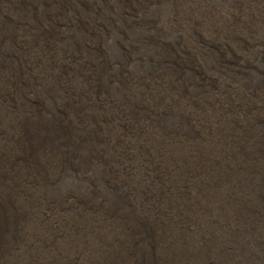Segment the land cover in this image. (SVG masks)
<instances>
[{"label": "rangeland", "instance_id": "1", "mask_svg": "<svg viewBox=\"0 0 264 264\" xmlns=\"http://www.w3.org/2000/svg\"><path fill=\"white\" fill-rule=\"evenodd\" d=\"M21 1L0 3V31L9 36L6 47L0 42V88L13 86L12 96L0 91V151H9L24 131L47 135L45 139L52 142L44 143L40 152L53 170L32 172L16 157L13 175L0 182L3 196L13 190L8 206L17 224L0 244V264H94L95 260L115 264L126 255L130 264H161L162 255L174 262L178 253L197 247L206 223L217 229L211 231L214 238L224 222L231 223L232 236L239 235L232 224L239 218L229 213L228 201L234 203L237 186L245 190L251 184L249 193L256 195L254 183L264 177V144H260L264 141L260 127L264 126L254 122H264V95L259 94L264 92V0H25V5ZM63 2L70 4L67 19L58 16ZM117 11L114 22L109 20V12ZM100 26L105 31L103 47L96 35ZM141 41L143 49H149L143 55ZM79 45H83L82 52L76 49ZM94 72L100 73L95 80L86 78ZM248 123L257 128L256 137L246 133L254 130ZM58 157L61 161L55 162ZM14 179L18 186L13 187ZM261 193L252 209L255 219L243 229V238L235 241L236 254L247 259L245 264L264 259ZM206 196L212 206L206 202L205 208L194 201ZM212 207L216 212L209 215ZM133 218L145 219L142 222L148 224L150 234L143 226L136 227ZM162 229L169 231L170 238L167 235L163 240Z\"/></svg>", "mask_w": 264, "mask_h": 264}, {"label": "bare ground", "instance_id": "2", "mask_svg": "<svg viewBox=\"0 0 264 264\" xmlns=\"http://www.w3.org/2000/svg\"><path fill=\"white\" fill-rule=\"evenodd\" d=\"M3 1H5V0H0V3H2ZM41 1V0H40ZM39 1V2H40ZM48 1V0H47ZM63 1V0H62ZM65 1V0H64ZM74 1V0H73ZM103 1V0H102ZM108 1V0H107ZM166 1V0H165ZM175 1V0H174ZM16 2V1H15ZM55 2V1H54ZM18 3V2H17ZM25 3H26V1L25 0H23V1H21L20 2V4L22 5H25ZM37 3V2H36ZM45 3V2H44ZM52 4V3H51ZM58 4V3H57ZM73 5V4H72ZM5 6V5H4ZM7 6V5H6ZM9 7V6H8ZM54 7V6H53ZM61 7H62V9H61V12L58 14V16L59 17H64L65 19H67V16H68V14H69V12L71 11V10H69V8H70V4H68L67 2H63V3H61ZM72 7V6H71ZM105 7V6H104ZM108 7V6H107ZM26 8V7H25ZM174 8V7H173ZM249 8V7H248ZM247 8V9H248ZM18 10H19V6H18V8H17ZM86 9V8H85ZM11 10V9H10ZM17 10V11H18ZM175 10V9H174ZM7 11V10H6ZM16 11V12H17ZM26 11V10H25ZM28 11V10H27ZM51 11V10H50ZM57 11H59V10H57ZM15 12V11H14ZM5 13V12H4ZM51 13V12H50ZM54 13V12H53ZM8 14V13H7ZM14 14V13H13ZM12 14V15H13ZM32 14V13H31ZM49 14V13H48ZM20 15V14H19ZM23 15V14H22ZM36 15V14H35ZM55 15V14H54ZM8 16V15H7ZM33 16V15H32ZM43 16V15H42ZM77 16V15H76ZM20 17V16H19ZM69 17V16H68ZM106 17H107V15H106ZM116 17V16H115ZM114 17V18H115ZM184 17V16H183ZM29 18H31V17H29ZM49 19V18H48ZM100 19V17H98V19L97 20H99ZM29 20V19H28ZM27 20V21H28ZM45 20H47V18L45 19ZM56 20V19H55ZM106 20V19H105ZM110 20V19H109ZM169 20V19H168ZM3 21H4V19H3ZM6 21V20H5ZM54 21V20H53ZM90 21V20H89ZM51 22V21H50ZM69 22V21H68ZM95 22H96V20H95ZM30 23V22H29ZM41 23V22H40ZM98 23V22H97ZM65 24V23H64ZM47 25V24H46ZM257 25V24H256ZM45 26V25H44ZM98 26V25H97ZM158 26V25H157ZM255 26V25H254ZM1 27V26H0ZM20 27V26H19ZM25 27V26H24ZM41 27V26H40ZM244 27V26H243ZM27 28V27H26ZM43 28V27H42ZM45 28H48V27H45ZM57 28H59V27H57ZM61 28V27H60ZM229 28H230V26H229ZM244 28H246V26L244 27ZM16 29V28H15ZM19 29V28H18ZM31 29V28H30ZM38 29V28H37ZM165 29V28H164ZM247 29H250V28H248L247 27ZM257 29V26L255 27V28H253V31H255ZM27 30V29H26ZM33 30V29H32ZM54 30V29H53ZM161 30V29H160ZM181 30V29H180ZM15 31V30H14ZM37 31V30H36ZM44 31V30H43ZM47 31V30H46ZM58 31V30H57ZM86 31V30H85ZM84 31V32H85ZM10 32V31H9ZM15 32H17V31H15ZM51 32V31H50ZM54 32V31H53ZM56 32V31H55ZM62 32V31H61ZM241 32V31H240ZM249 32V31H248ZM22 33H24V32H22ZM30 33V32H29ZM41 33V32H40ZM253 33V32H252ZM12 34V33H11ZM234 34V33H233ZM238 34H240V33H238ZM20 35V34H19ZM32 35V34H31ZM43 35V34H42ZM59 35V34H58ZM29 36V35H28ZM27 35H26V37H28ZM33 36V35H32ZM38 37H39V34L37 35ZM57 36V35H56ZM83 36V35H82ZM90 36V35H89ZM241 36V35H240ZM13 37V36H12ZM21 37H23V36H21ZM34 37H36V35L34 36ZM62 37V36H61ZM72 37V36H71ZM236 37V36H235ZM49 38V37H48ZM80 38H81V36H80ZM79 38V39H80ZM85 38H86V36H85ZM12 39V38H11ZM23 39V38H22ZM238 39V38H237ZM8 40H9V36L8 35H6V34H4V33H2L1 31H0V42L2 43V44H4L5 45V47L8 45ZM28 40V39H27ZM26 40V41H27ZM44 40V39H43ZM46 40H47V38H46ZM68 40V39H67ZM12 41V40H11ZM25 41V42H26ZM39 41V40H38ZM42 41V40H41ZM40 41V42H41ZM63 41V40H62ZM70 41V40H69ZM18 42H19V40H18ZM65 42V41H64ZM68 42V41H67ZM93 42V41H92ZM43 43H45V42H43ZM47 43V42H46ZM52 43V42H51ZM63 43V42H62ZM81 44H83L82 42H80ZM66 44V43H65ZM96 44V43H95ZM218 44V43H217ZM42 46V45H41ZM49 46V45H48ZM54 46V45H53ZM66 46L67 47H69L70 48V46H71V44L70 43H67L66 44ZM34 47V46H33ZM37 47H38V45H37ZM47 47V46H46ZM45 47V48H46ZM50 47V46H49ZM62 47H63V44H62ZM75 47H77V46H75ZM1 48V47H0ZM40 48V47H39ZM35 49V48H34ZM33 49V50H34ZM49 49V48H48ZM52 49V48H51ZM72 49V48H71ZM78 51H83L82 49H83V45H79L77 48H76ZM41 50V49H40ZM163 50V49H162ZM35 51V50H34ZM55 51V50H54ZM66 51H69V50H66ZM32 52V51H31ZM37 52V51H36ZM52 51H50V53H51ZM65 52V51H64ZM26 53V52H25ZM50 53H48V54H50ZM55 53V52H54ZM86 53V52H85ZM14 54V53H13ZM34 54V53H33ZM43 54V53H42ZM62 54V53H61ZM32 55V54H31ZM37 55V54H36ZM35 55V56H36ZM65 55V54H64ZM66 55H67V53H66ZM103 55V54H102ZM51 56V55H50ZM70 56V55H69ZM77 56V55H76ZM163 56V55H162ZM56 57V56H55ZM64 57V56H63ZM72 57V56H71ZM166 57H168V56H166ZM170 57V56H169ZM24 58V57H23ZM23 58H21V59H23ZM163 58V57H162ZM31 59V58H30ZM52 59V58H51ZM50 59V60H51ZM95 59V58H94ZM166 59V58H165ZM187 59V58H186ZM37 60V59H36ZM41 60V59H40ZM189 60V59H188ZM156 61V60H155ZM194 61V60H193ZM29 62L30 61H28V64H29ZM32 62V61H31ZM52 62V61H51ZM107 62V61H106ZM22 63V62H21ZM33 63V62H32ZM43 63V62H42ZM94 63V62H93ZM172 63H174V62H172ZM27 64V65H28ZM45 64V63H44ZM87 64H88V62H87ZM98 64H99V62H98ZM26 65V64H25ZM36 65V64H35ZM38 65V64H37ZM52 65V64H51ZM90 65V64H89ZM104 65H105V63H104ZM65 66H66V64H65ZM15 67V66H14ZM94 67V66H93ZM189 67V66H188ZM26 68V67H25ZM29 68V67H28ZM31 68V67H30ZM42 68V67H41ZM106 68V67H105ZM48 69H50V68H48ZM56 69H57V67H56ZM86 69V68H85ZM88 69V68H87ZM90 69V68H89ZM88 69V70H89ZM94 69V68H93ZM158 69V68H157ZM185 69V68H184ZM52 70V69H51ZM58 70V69H57ZM63 70V69H62ZM71 70V69H70ZM79 70H81V69H79ZM102 70V69H101ZM182 70V69H181ZM19 71H21V70H19ZM37 71H38V69H37ZM36 71V72H37ZM196 71V70H195ZM92 72V71H91ZM24 73V72H23ZM52 73V72H51ZM99 72H97V73H88L87 74V76H86V78L87 79H94L95 80V78H96V74H98ZM100 74V73H99ZM32 75H34V74H32ZM46 75V74H45ZM60 75V74H59ZM58 75V76H59ZM65 75V74H64ZM102 76L101 77H103V74H101ZM164 75V74H163ZM30 76V75H29ZM38 76V75H37ZM56 76V75H55ZM108 76H110L109 75V73H108ZM28 77V76H27ZM37 78V77H36ZM49 77L47 76V79H48ZM73 78V77H72ZM127 78V77H126ZM165 78V77H164ZM33 79H34V77H33ZM39 79V78H38ZM68 79V78H67ZM66 79V80H67ZM98 79V78H97ZM100 79V78H99ZM108 79V78H107ZM114 79V78H113ZM166 79V78H165ZM173 79V78H172ZM30 80V79H29ZM58 80V79H57ZM64 80V79H63ZM43 81V80H42ZM55 81V80H54ZM59 81V80H58ZM151 81V80H150ZM154 81V80H153ZM168 81V80H167ZM45 82V81H44ZM50 83H51V81H49ZM48 82V83H49ZM156 82V81H155ZM171 82V81H170ZM46 83V82H45ZM58 83V82H57ZM65 83H68V82H66L65 81ZM90 83V82H89ZM103 83V82H102ZM131 83H132V81H131ZM152 83V82H151ZM180 83V82H179ZM216 83V82H215ZM229 83V82H228ZM41 84H43V82L41 83ZM56 84V83H55ZM147 84V83H146ZM58 85V84H57ZM174 85V84H173ZM172 85V86H173ZM55 86V85H54ZM104 86V83L102 84V86H101V89H102V87ZM108 86V85H107ZM179 86V85H178ZM1 87V86H0ZM11 87H13V86H11ZM11 87H2V88H0V91L2 92V93H4V94H8V95H11L13 92H12V89H11ZM27 87V86H26ZM31 87H33V86H31ZM38 87V86H37ZM36 87V88H37ZM43 87V86H42ZM50 87V86H49ZM57 87V86H56ZM124 87V86H123ZM169 87V86H168ZM67 88V87H66ZM18 89V88H17ZM43 89H44V87H43ZM48 89V88H47ZM62 89H63V87H62ZM61 89V90H62ZM65 89V88H64ZM261 89V88H260ZM259 89V90H260ZM19 90H21V89H19ZM32 90H34V88L32 89ZM31 90V91H32ZM37 90V89H36ZM56 90H58V89H56ZM46 91V90H45ZM179 91V90H178ZM227 91H228V89H227ZM264 91V90H263ZM19 92V91H18ZM52 92V91H51ZM225 92V91H224ZM258 92V91H257ZM36 93V92H35ZM50 93V92H49ZM65 93V92H64ZM238 93V92H237ZM236 93V94H237ZM48 93L46 92V95H47ZM59 94H61V93H59ZM151 94V93H150ZM243 94V93H242ZM249 94V93H248ZM259 94H262V95H264V92L262 93L261 91H260V93ZM0 95H1V93H0ZM12 96V95H11ZM10 96V97H11ZM18 96V95H17ZM40 96H41V94H40ZM63 96H65V95H63ZM216 96V95H215ZM256 96V95H255ZM130 97V96H129ZM165 97V96H164ZM233 97V96H232ZM181 98V97H180ZM245 98V97H244ZM36 99V98H35ZM40 99V98H39ZM51 99H53V98H51ZM132 99V98H131ZM144 99V98H143ZM181 100V99H180ZM212 101H213V99H211ZM221 100V99H220ZM224 100H225V98H224ZM39 101V100H38ZM49 101V100H48ZM55 101V100H54ZM72 101V100H71ZM145 101V100H144ZM218 101H219V99H218ZM243 101V99L241 100V102ZM247 101V100H246ZM42 102V101H41ZM166 102V101H165ZM211 102V101H210ZM221 102V101H220ZM236 102H237V100H236ZM239 102V101H238ZM241 102H239V103H241ZM245 102V101H244ZM13 103V102H12ZM227 103V102H226ZM232 103V102H231ZM220 104V103H219ZM234 104H236V103H234ZM245 104H247V103H245ZM214 105V104H213ZM237 105V104H236ZM38 106V105H37ZM142 106V105H141ZM17 107V106H16ZM164 107V106H163ZM42 108V107H41ZM40 108V109H41ZM199 108V107H198ZM246 108V107H245ZM248 108V107H247ZM246 108V109H247ZM90 110V109H89ZM160 110V109H159ZM261 110V109H260ZM48 111V110H47ZM257 111V110H256ZM49 112H50V110H49ZM92 112V111H91ZM138 112V111H137ZM154 112V111H153ZM215 112V111H214ZM221 112V111H220ZM219 112V113H220ZM230 112V111H229ZM259 112V111H258ZM83 113V112H82ZM186 113V112H185ZM55 114V113H54ZM180 114V113H179ZM235 114V113H234ZM184 115V114H183ZM51 116V115H50ZM216 116V115H215ZM240 116V115H239ZM239 116H238V118H239ZM54 117V116H53ZM136 117V116H135ZM185 117V116H184ZM237 117V116H236ZM252 117V116H251ZM2 118V117H1ZM140 118V117H139ZM138 117H137V119H139ZM186 118H187V116H186ZM262 118V117H261ZM216 119V118H215ZM222 119V118H221ZM206 120V119H205ZM220 120V119H219ZM241 120H244V119H241ZM248 120V119H247ZM257 120V119H256ZM262 120V119H261ZM218 121V120H217ZM246 121V120H245ZM250 121V120H249ZM252 121V120H251ZM10 122H11V120H10ZM9 122V123H10ZM150 122V121H149ZM254 122H257V123H259V126H260V124L261 123H263V126H264V122H260L259 120H257V121H254ZM1 123V122H0ZM8 123V122H7ZM126 123V122H125ZM128 123V122H127ZM135 123V122H134ZM150 124V123H149ZM155 124H156V122H155ZM160 123H158V125H159ZM221 124V123H220ZM237 124V123H236ZM87 125V124H86ZM248 126H249V123L247 124ZM246 125V126H247ZM250 125L251 126H249V127H251V128H253L254 127V125L252 124V123H250ZM262 125V124H261ZM126 126V125H125ZM144 126H145V124H144ZM156 126V125H155ZM11 127V126H10ZM139 127V126H138ZM77 128V127H76ZM85 128H86V126H85ZM129 128V127H128ZM127 128V129H128ZM150 128V127H149ZM152 128V127H151ZM161 128V127H160ZM221 128V127H220ZM230 128V127H229ZM245 128V127H244ZM263 131L262 132H264V128H262V127H260ZM80 129V128H79ZM139 129H141V128H139ZM139 129H138V131H139ZM146 129V128H145ZM254 130L253 131H248V132H246V133H248L249 135L251 134L252 136L254 135V137H256L255 136V134L257 133V128H253ZM137 130V129H136ZM258 130H260V129H258ZM119 131V130H118ZM243 131V130H242ZM32 132V130H30L29 132L28 131H24L23 133H24V135H23V138H18V141L17 140H15V141H17L16 142V144H14L13 145V147L9 150V151H3V150H1L0 151V182H2L3 180H7V178L9 177H11L12 175H13V171H14V169L12 168V165L14 164V158H16V157H20V158H22V160L25 162V165H26V167L29 169V170H31L32 172H34V171H37V170H41V169H45V168H48V169H50V170H53V166L52 167H50V165H49V162L47 161V160H45V161H42V159L44 158L43 157V154L40 152V147L44 144V143H46V142H52L51 141V139L50 138H48L47 137V139H45V136H47V135H44V136H39V135H37L36 136V134H34V133H31ZM155 132H157L156 130H155ZM217 132V131H216ZM229 132V131H228ZM227 132V133H228ZM139 133V132H138ZM174 133V132H173ZM222 134V133H221ZM151 135V134H150ZM186 135V134H185ZM223 135H225V134H223ZM245 135V134H244ZM216 136V135H215ZM177 137V136H176ZM244 137V136H243ZM261 137V136H260ZM87 138V137H86ZM154 138H156V137H154ZM160 138V137H159ZM164 138V137H163ZM179 138H181L182 139V137H180L179 136ZM263 138V137H262ZM2 139V138H1ZM116 139V138H115ZM120 139V138H119ZM146 139V138H145ZM171 139H173V138H171ZM190 139V138H189ZM202 140H203V138H201ZM201 139H200V141H201ZM242 139V138H241ZM247 139V138H246ZM149 140V139H148ZM194 140V139H193ZM192 140V141H193ZM260 140H262V139H260ZM2 141V140H1ZM117 141V140H116ZM146 141H147V139H146ZM153 141V140H152ZM177 141H179V140H177ZM177 141H175V142H177ZM249 141V140H248ZM166 142H169V141H166ZM165 142V143H166ZM173 142V141H172ZM182 142V141H181ZM247 142V141H246ZM156 143H157V141H156ZM184 143V142H183ZM201 143V142H200ZM208 143V142H207ZM253 143V142H252ZM2 144H4V143H2ZM1 144V145H2ZM11 143H9V145H10ZM143 144V143H142ZM141 144V145H142ZM150 144H152V143H150ZM159 144V143H158ZM157 144V145H158ZM191 144H193V143H191ZM197 144V143H196ZM195 144V145H196ZM260 144H264V141L263 142H260ZM259 144V146H261ZM141 145H139V146H141ZM156 145V144H155ZM156 145V146H157ZM160 145V144H159ZM165 145V144H164ZM169 145V144H168ZM181 145V144H180ZM204 145V144H203ZM255 145H256V143H255ZM11 146V145H10ZM175 146H176V144H175ZM184 146V145H183ZM190 146H192V145H190ZM198 146H200L199 145V142H198ZM211 146V145H210ZM223 146V145H222ZM221 146V147H222ZM263 146V145H262ZM6 147H7V145H6ZM5 147V148H6ZM174 147V146H173ZM182 147V146H181ZM203 147V146H202ZM233 147V146H232ZM10 148V147H9ZM8 148V149H9ZM162 148V147H161ZM177 148V147H176ZM197 148V147H196ZM212 148V147H211ZM210 148V149H211ZM259 148V147H258ZM257 148V149H258ZM3 149V148H2ZM167 149V148H166ZM173 150H174V148H172ZM184 149H185V146H184ZM256 149V148H255ZM254 149V150H255ZM256 149V150H257ZM140 150V149H139ZM155 150H157V148L155 149ZM170 150V149H169ZM180 150H181V148H180ZM232 150V155L234 154V157L236 158V157H238V155L234 152V150L233 149H231ZM253 150V149H252ZM175 151V150H174ZM179 151V150H178ZM205 151V150H204ZM215 151V150H214ZM230 151V150H229ZM152 152V151H151ZM153 152H155V151H153ZM185 152H187V151H185ZM147 153V152H146ZM169 153V152H168ZM171 153H173V152H171ZM181 153H182V151H181ZM197 153V152H196ZM216 153V152H215ZM227 153V152H226ZM260 153V152H259ZM264 153V152H263ZM148 154V153H147ZM177 154H178V152H177ZM187 154V153H186ZM192 154H195V153H192ZM211 154V155H210ZM210 154H209V156H210V158H211V156L213 155L211 152H210ZM62 155V154H61ZM104 155V154H103ZM159 155V154H158ZM169 154H167V156H168ZM223 155V154H222ZM230 155L231 154H227V159H229V157H230ZM57 156V155H56ZM71 156V155H70ZM95 156V155H94ZM107 156H109V155H107ZM153 156V155H152ZM155 156V155H154ZM166 156V157H167ZM171 156H172V154H171ZM174 156V155H173ZM182 156V155H181ZM215 156V155H214ZM217 156V155H216ZM260 156L262 157V155L260 154ZM52 157V156H51ZM50 157V158H51ZM99 157V156H98ZM101 157V156H100ZM99 157V158H100ZM110 157V156H109ZM151 157V156H150ZM159 157V156H158ZM233 157V156H232ZM234 157H233V159H234ZM260 157V158H261ZM45 158H47V157H45ZM56 158V157H55ZM95 158V157H94ZM108 158V157H107ZM190 158V157H189ZM106 159V158H105ZM147 159V158H146ZM159 159H162V158H159ZM170 159H172V158H170ZM170 159H169V161H170ZM174 159V158H173ZM194 159V158H193ZM217 159H218V157H217ZM258 159V158H257ZM52 160H54V159H52ZM219 160H220V158H219ZM239 160V159H238ZM237 160V161H238ZM50 161V160H49ZM60 161H61V159H60ZM59 161V157L57 158V160L55 161V162H60ZM94 161V160H93ZM100 161H102V160H100ZM150 161V160H149ZM161 161V160H160ZM165 161V160H164ZM192 161V160H191ZM200 161V160H199ZM218 161V160H217ZM245 161V160H244ZM180 162V161H179ZM161 163V162H160ZM169 163V162H168ZM174 163V162H173ZM204 163V162H203ZM239 162H237V164H238ZM252 163H254V162H252ZM64 164V163H63ZM69 164V163H68ZM157 164V163H156ZM155 164V165H156ZM165 164V163H164ZM175 164H176V160H175ZM251 164V163H250ZM258 164V163H257ZM67 165V164H66ZM78 165V164H77ZM159 165V164H158ZM162 165V164H161ZM167 165V164H166ZM174 165V164H173ZM263 165V164H262ZM211 166H213L212 164H211ZM236 166V165H235ZM247 166H248V164H247ZM246 166V167H247ZM251 166V165H250ZM58 167V165L57 166H55V168H54V170L56 169ZM72 167V166H71ZM156 167V166H155ZM158 167V166H157ZM160 167V166H159ZM165 167V166H164ZM203 167V166H202ZM253 167V166H252ZM145 168V167H144ZM176 168H179V167H176ZM216 168V167H215ZM254 168H255V166H254ZM253 168V169H254ZM70 169V168H69ZM114 169V168H113ZM163 169V168H162ZM170 169V168H169ZM198 169V168H197ZM226 169V168H225ZM262 169V168H261ZM110 170V169H109ZM148 170V169H147ZM151 170V169H150ZM191 170V169H190ZM244 170V169H243ZM56 171V170H55ZM62 171V170H61ZM111 171V170H110ZM156 171V170H155ZM162 171V170H161ZM163 171H165V170H163ZM178 171V170H177ZM188 171V170H187ZM193 171V170H192ZM227 171V170H226ZM264 171V170H263ZM85 172V171H84ZM170 172V171H169ZM191 172V171H190ZM250 172V171H249ZM24 173V172H23ZM48 173H51V172H48ZM60 173V172H59ZM110 173V172H109ZM161 173V172H160ZM172 173V172H171ZM175 173V172H174ZM206 173V172H205ZM219 173V172H218ZM222 173V172H221ZM220 173V174H221ZM227 173V172H226ZM17 174H19L20 175V169H18V171H17ZM22 174V173H21ZM54 174V173H53ZM56 174V173H55ZM145 174V173H144ZM164 174V173H163ZM168 174V173H167ZM178 174V173H177ZM192 174L194 175V176H196V175H198V172L197 171H193L192 172ZM48 175V174H47ZM165 175V174H164ZM181 175V174H180ZM179 175V176H180ZM200 175V174H199ZM226 175V174H225ZM247 175H249V174H247ZM24 176V175H23ZM32 176V175H31ZM37 176V175H36ZM39 176V175H38ZM73 176V175H72ZM75 176V175H74ZM73 176V177H74ZM77 176V175H76ZM147 176V175H146ZM172 176V175H171ZM177 176V175H176ZM183 176V175H182ZM206 176V175H205ZM211 176V175H210ZM209 176V177H210ZM213 176V175H212ZM211 176V177H212ZM218 176V175H217ZM222 176H223V174H222ZM251 176V175H250ZM25 177V176H24ZM24 177H22V178H24ZM27 177V176H26ZM25 177V178H26ZM34 178H35V176H33ZM32 177V178H33ZM41 177V176H40ZM56 177V176H55ZM160 177V176H159ZM175 177V176H174ZM185 177V176H184ZM210 177V178H211ZM221 177V176H220ZM229 177V176H228ZM247 177H249V176H247ZM263 177V176H262ZM8 178V179H9ZM31 178V179H32ZM59 178V177H58ZM57 178V179H58ZM66 178V177H65ZM203 178V177H202ZM215 178V177H214ZM253 178V177H252ZM30 179V180H31ZM38 179V178H37ZM165 179V178H164ZM166 179H168V178H166ZM227 179V178H226ZM230 179V178H229ZM238 179V178H237ZM99 180V179H98ZM216 180H218L217 178H216ZM10 181V180H9ZM34 181V180H33ZM38 181V180H37ZM209 181V180H208ZM251 181V180H250ZM249 181V182H250ZM27 182V181H26ZM40 182V181H39ZM45 182V181H44ZM43 182V183H44ZM186 182V181H185ZM12 183V182H11ZM19 182L16 180V179H14V182L12 183V185H13V187H14V185L16 186L17 184H18ZM22 183V182H21ZM25 183V182H24ZM35 183V182H34ZM218 183V182H217ZM219 183H221V182H219ZM223 183V182H222ZM125 184V183H124ZM193 184V183H192ZM213 184V183H212ZM7 185V184H6ZM24 185V184H23ZM26 185V184H25ZM47 185V184H46ZM175 185V184H174ZM203 185V184H202ZM223 185V184H222ZM10 186V185H9ZM18 186V185H17ZM32 186V185H31ZM30 186V187H31ZM208 186V185H207ZM213 186V185H212ZM252 186L253 185H251V184H248L247 185V187H246V189L245 190H241V187H239V186H237L236 187V189H235V192L233 193L234 194V197H233V199L235 200L234 201V203L231 205V203L228 201V209H229V213L231 212V213H233V216L235 215V216H238V218H239V221H237V222H234V223H232L233 225H235L236 227H237V232L239 233V235H237V236H232V234H230V230H231V228L229 227V225L231 224V223H229V222H224L223 224H221L220 226H219V229H218V233H216L217 234V237H213L212 236V234H211V231L212 232H217V229L216 228H214L210 223H208V225H207V223H206V225H204L203 227H202V231H201V233H200V235H199V238H198V241H201V242H198L197 243V247H195V246H193V248H191V250L190 251H188V253H186V254H183V253H178V255L177 256H175V261L173 262V258L172 257H167V256H164L163 257V255L160 257V262H161V264H245L246 263V261H247V259L246 260H242L241 259V257H238L237 256V254H236V246H235V241H236V238H243L242 236V234H243V229H247V227H248V225H249V222H250V220H254L255 219V213H254V217H253V214H252V209H253V206H254V204L256 203V201H257V197H258V195L260 194V192L262 191V193L261 194H263V203H264V177L263 178H261V179H259L258 181H257V183H254V186L255 187H253L254 189H255V191H256V195L255 194H253L252 192L251 193H249L250 191H251V189H252ZM7 187V186H6ZM29 187V186H28ZM109 187V186H108ZM191 187V186H190ZM219 187H221V186H219ZM18 188V187H17ZM22 188V187H21ZM43 188H46V186H44ZM51 188V187H50ZM123 188V187H122ZM121 188V189H122ZM224 188V187H223ZM5 189V188H4ZM19 189V188H18ZM139 189V188H138ZM145 189V188H144ZM160 189V188H159ZM253 189V190H254ZM2 190V189H1ZM12 190V189H11ZM15 190V189H14ZM32 190V189H31ZM120 190V189H119ZM157 190V189H156ZM156 190H154V191H156ZM211 190V189H210ZM218 190H219V188H218ZM3 191V190H2ZM9 191V190H8ZM44 191V190H43ZM12 192H13V190L10 192V193H8V194H5L4 196L0 193V244L1 243H3V237H5V236H7V235H9V234H7L6 232L8 231V232H12V231H14L15 229H16V227H17V224H16V215L15 214H13V213H11L10 212V210H9V203L11 202V198L13 197V194H12ZM21 192V191H20ZM146 192V191H145ZM144 192V193H145ZM215 192V191H214ZM224 191H222V193H223ZM5 193V192H4ZM17 193V192H16ZM32 193V192H31ZM31 193H30V195H31ZM43 193V192H42ZM143 193V192H142ZM68 194V193H67ZM70 194V193H69ZM97 194V193H96ZM129 194V193H128ZM197 194V193H196ZM34 195H35V193H34ZM142 195V194H141ZM145 195V194H144ZM44 196V195H43ZM83 196V195H82ZM94 196V195H93ZM97 196V195H96ZM164 196V195H163ZM241 196V197H240ZM261 195H259V197H260ZM15 197V196H14ZM25 198L27 197V196H24ZM23 197V198H24ZM35 197V196H34ZM67 197V196H66ZM97 197H99V196H97ZM195 197V196H194ZM194 197H192V198H194ZM224 198H225V196H223ZM229 197H231V196H229ZM19 198V197H18ZM39 198V197H38ZM51 198V197H50ZM52 198H54V197H52ZM71 198V197H70ZM203 199H199V198H197L196 200H194L195 202H197L200 206H205V204L204 203H208V206H209V204L211 205V198H210V196H206V197H202ZM218 198V197H217ZM46 199H48V198H46ZM56 199V198H55ZM63 199V198H62ZM170 199V198H169ZM175 199V198H174ZM222 199V198H221ZM229 199V198H228ZM231 199V198H230ZM29 200V199H28ZM33 200V199H32ZM36 200V199H35ZM34 200V201H35ZM43 200V199H42ZM42 200H41V202L40 203H42ZM214 200V199H213ZM219 200V199H218ZM15 201V200H14ZM37 201V200H36ZM40 201V200H39ZM38 201V202H39ZM49 200H47V202H48ZM73 201H75V199H73ZM37 202V203H38ZM45 202V201H44ZM55 202H56V200H55ZM18 203V202H17ZM30 203V202H29ZM28 203V204H29ZM50 203V202H49ZM59 202H57V204H58ZM206 203V204H207ZM216 203H217V201H216ZM218 203H219V201H218ZM222 203V202H221ZM14 204V203H13ZM52 204V203H51ZM53 204H54V202H53ZM68 204V203H67ZM220 204V203H219ZM224 204V203H223ZM259 204V203H258ZM37 205V204H36ZM48 205V204H47ZM69 205V204H68ZM82 205V204H81ZM33 206H34V204H33ZM49 206V205H48ZM182 206V205H181ZM212 206V205H211ZM222 206V205H221ZM27 207V206H26ZM36 207V206H35ZM44 207V206H43ZM59 207V206H58ZM72 207V206H71ZM103 207V206H102ZM158 207V206H157ZM22 208V207H21ZM38 208V207H37ZM56 208V207H55ZM104 208V207H103ZM102 208V209H103ZM117 208V207H116ZM181 208V207H180ZM195 208V207H194ZM193 208V209H194ZM205 208H207V206H205ZM213 208V207H212ZM215 208H218V206H216ZM23 210H24V208H22ZM47 209V208H46ZM60 209V208H59ZM59 209H57V210H59ZM100 209V208H99ZM227 209V210H228ZM189 210V209H188ZM220 210V209H219ZM222 210H224V209H222ZM54 211H56V209L54 210ZM53 211V212H54ZM80 211V210H79ZM84 211V210H83ZM106 211V210H105ZM159 211V210H158ZM184 211V210H183ZM190 211V210H189ZM194 211V210H193ZM196 211H198V210H196ZM202 211V210H201ZM214 208L212 209V211H210L209 212V215H212L211 213H214ZM260 211V210H259ZM258 211V212H259ZM42 212V211H41ZM62 212V211H61ZM98 212V211H97ZM104 212V211H103ZM118 212V211H117ZM216 212V211H215ZM222 212V211H221ZM48 213V212H47ZM49 213H51V212H49ZM153 213V212H152ZM201 213V212H200ZM208 213V212H207ZM60 214V213H59ZM174 214V213H173ZM224 214V213H223ZM48 215V214H47ZM47 215H44V216H47ZM52 215V214H51ZM146 215V214H145ZM169 215H171V214H169ZM188 215V214H187ZM22 216V215H21ZM80 216V215H79ZM118 216V215H117ZM135 216V215H134ZM156 216V215H155ZM166 216V215H165ZM194 216H195V214H194ZM199 216L201 217V219H203V216L202 215H200L199 214ZM31 217V216H30ZM76 217V216H75ZM169 217V216H168ZM23 218V217H22ZM47 218V217H46ZM73 218V217H72ZM82 218V217H81ZM95 218V217H94ZM98 218V217H97ZM116 218V217H115ZM153 218V217H152ZM170 218V217H169ZM207 218V217H206ZM216 218V217H215ZM253 218V219H252ZM45 219V218H44ZM136 219H140L139 217H136ZM135 218H133V222H134V224H135V226L136 227H142L143 226V228L145 229V230H147V228L149 229V226H148V224H144L143 225V222H144V220H142V221H140V220H136ZM155 219V218H154ZM178 219V218H177ZM185 219V218H184ZM194 219V218H193ZM217 219V218H216ZM226 219V218H225ZM258 219V218H257ZM18 220V219H17ZM33 220H35V219H33ZM41 220V219H40ZM48 220H50V219H48ZM60 220V219H59ZM71 220V219H70ZM156 220V219H155ZM215 220V219H214ZM221 220V219H220ZM229 220V219H228ZM227 220V221H228ZM76 221V220H75ZM167 221V220H166ZM186 221V220H185ZM23 222H24V219H23ZM132 222V223H133ZM152 222V221H151ZM158 222V221H157ZM264 222V221H263ZM33 223V222H32ZM61 223V222H60ZM63 223V222H62ZM73 223H75V222H73ZM155 223V222H154ZM222 223V222H221ZM36 224V223H35ZM38 224V223H37ZM40 224V223H39ZM38 224V225H39ZM42 224V223H41ZM52 224V223H51ZM151 224V223H150ZM157 224V223H156ZM256 224V223H255ZM254 224V225H255ZM23 225V224H22ZM32 225H34V224H32ZM78 225V224H77ZM118 225V224H117ZM162 225H164V223L162 224ZM28 226V225H27ZM45 226V225H44ZM90 226H91V224H90ZM202 226V225H201ZM251 226V225H250ZM257 226V225H256ZM80 227H81V225H80ZM161 227V226H160ZM174 227V226H173ZM233 227V226H232ZM33 228H35V227H33ZM33 228H31V229H33ZM37 228V227H36ZM40 228V227H39ZM44 228V227H43ZM45 228H47V227H45ZM117 228H119V227H117ZM170 228V227H169ZM168 228V229H169ZM26 229V228H25ZM24 229V230H25ZM156 229V228H155ZM171 229V228H170ZM193 229V228H192ZM252 229V228H251ZM263 229V228H262ZM23 230V229H22ZM22 230H21V232H22ZM156 230H158V229H156ZM194 230V229H193ZM33 231V230H32ZM41 231V230H40ZM47 231V230H46ZM72 231V230H71ZM153 231V230H152ZM245 231V230H244ZM251 231V230H250ZM255 231H256V229H255ZM262 231V230H261ZM10 232V233H11ZM79 232V231H78ZM120 232V231H119ZM129 232V231H128ZM142 232V231H141ZM147 232L150 234V232L147 230ZM160 232V231H159ZM168 232L169 231H166V230H164V229H162L161 230V233H160V236H163V240H164V238L168 235ZM181 232V231H180ZM259 232V231H258ZM25 233V232H24ZM27 233V232H26ZM82 233V232H81ZM113 233V232H112ZM143 233H144V230H143ZM261 233V232H260ZM12 234V233H11ZM28 234V233H27ZM40 234V233H39ZM38 234V235H39ZM43 234V233H42ZM77 234V233H76ZM93 234V233H92ZM152 234V233H151ZM177 234H179V233H177ZM196 234V233H195ZM258 234V233H257ZM256 234V235H257ZM14 235V234H13ZM32 235V234H31ZM30 235V236H31ZM36 235V234H35ZM41 235V234H40ZM131 235H134V233H131ZM140 235V234H139ZM147 235V234H146ZM152 235H154V234H152ZM194 235V234H193ZM101 236V235H100ZM197 236V235H196ZM263 236V235H262ZM35 237V236H34ZM38 237V236H37ZM43 237V236H42ZM94 237V236H93ZM111 237V236H110ZM133 237V236H132ZM144 237V236H143ZM174 237H176V236H174ZM247 237H248V235H247ZM25 238V237H24ZM70 238V237H69ZM78 238V237H77ZM139 238V237H138ZM168 238H170L169 237V235H168ZM194 238V237H193ZM260 238V237H259ZM26 239H27V237H26ZM29 239V238H28ZM40 239V238H39ZM45 239V238H44ZM134 239V238H133ZM141 239V238H140ZM255 239V238H254ZM32 240V239H31ZM47 240H48V238H47ZM50 240V239H49ZM75 240V239H74ZM96 240V239H95ZM102 240V239H101ZM109 240H110V238H109ZM136 240V239H135ZM192 240V239H191ZM191 240H189V241H191ZM14 241V240H13ZM28 241H30V240H28ZM43 241V240H42ZM41 241V242H42ZM52 241V240H51ZM50 241V242H51ZM70 241V240H69ZM87 241V240H86ZM113 241V240H112ZM124 241V240H123ZM132 241V240H131ZM237 241H238V239H237ZM244 241V240H243ZM249 241H252V240H249ZM255 241V240H254ZM253 241V242H254ZM7 242V241H6ZM10 242V241H9ZM39 242V241H38ZM40 242V243H41ZM49 242V243H50ZM168 242H170V241H168ZM20 243V242H19ZM69 243V242H68ZM67 243V244H68ZM74 243H76V241L74 242ZM83 243V242H82ZM96 243V242H95ZM113 243V242H112ZM152 243V242H151ZM184 244H185V242H183ZM256 243V242H255ZM25 244V243H24ZM29 244V246H30V244H31V242L30 243H28ZM72 244V243H71ZM88 244V243H87ZM131 245L133 244V243H130ZM188 244V243H187ZM7 245H8V243H7ZM21 245V244H20ZM26 245V244H25ZM38 245V244H37ZM63 245V244H62ZM68 245H70V244H68ZM97 245V244H96ZM100 245V244H99ZM142 245V244H141ZM140 245V246H141ZM190 245V244H189ZM6 246V245H5ZM21 246H23V245H21ZM32 246V245H31ZM64 246V245H63ZM66 246V245H65ZM120 246H123V245H120ZM137 246V245H136ZM176 246V245H175ZM185 246V245H184ZM256 246L258 247V248H260L261 246H259V245H257L256 244ZM8 247V246H7ZM11 247V246H10ZM28 247V246H27ZM47 247V246H46ZM69 247V246H68ZM71 247V246H70ZM78 247V246H77ZM111 247H112V245H111ZM179 247V246H178ZM186 247V246H185ZM13 248V247H12ZM17 248V247H16ZM34 248V247H33ZM64 248V247H63ZM126 248V247H125ZM189 248V247H188ZM239 248V247H238ZM171 249V248H170ZM255 249H256V247H255ZM7 250V249H6ZM6 250H5V252H6ZM20 250H22V249H20ZM25 250V249H24ZM55 250H57V249H55ZM64 250V249H63ZM66 250V249H65ZM121 250V249H120ZM135 250V249H134ZM2 251H3V249H2ZM8 251V250H7ZM16 251V250H15ZM39 251V250H38ZM58 251V250H57ZM56 251V252H57ZM67 251V250H66ZM70 251V250H69ZM68 251V252H69ZM127 252V251H126ZM154 252V251H153ZM172 252V251H171ZM187 252V251H186ZM258 252V251H257ZM7 253V252H6ZM33 253V252H32ZM65 253H67V252H65ZM240 253V252H239ZM250 253V252H249ZM255 253V252H254ZM29 254V253H28ZM35 254V253H34ZM42 254V253H41ZM78 255H80L79 253H77ZM125 254V253H124ZM137 254V253H136ZM142 254V253H141ZM263 254V253H262ZM6 255V254H5ZM23 255V254H22ZM25 255V254H24ZM32 255V254H31ZM37 255V254H36ZM51 255V254H50ZM57 255H58V253H57ZM68 255V254H67ZM66 255V256H67ZM172 255V254H171ZM176 255V254H175ZM250 255H252V254H250ZM255 255H256V253H255ZM259 255V254H258ZM29 256V255H28ZM28 256H26V257H28ZM45 256V255H44ZM44 256H41L42 258L44 257ZM101 256H103V255H101ZM104 256H106V255H104ZM107 256H109V255H107ZM240 256V255H239ZM2 257V256H1ZM21 257V256H20ZM50 257V256H49ZM74 257V256H73ZM121 257V256H120ZM119 257V258H120ZM134 257V256H133ZM154 257V256H153ZM174 257V256H173ZM69 258V257H68ZM101 258V257H100ZM113 258V257H112ZM136 258V257H135ZM49 259H51V258H49ZM71 259V258H70ZM129 259L130 258H128V255H126L121 261H119V262H116L115 264H130V262H129ZM68 260V259H67ZM89 260V259H88ZM103 260V259H102ZM156 260H158L157 258H156ZM36 261H37V258H36ZM50 261V260H49ZM94 261V260H93ZM105 261V260H104ZM134 261V260H133ZM136 261H137V259H136ZM9 262V261H8ZM11 262H13V261H10V263ZM17 262H19L20 263V261H17ZM24 262V261H23ZM28 262V261H27ZM40 262H43V261H40ZM58 262V261H57ZM62 262V261H61ZM67 262V261H66ZM80 262H82V261H80ZM84 262V261H83ZM135 262V261H134ZM141 262V261H140ZM157 262V261H156ZM56 263V262H55ZM94 264H97L96 263V260H95V262H93ZM103 263V262H102ZM148 263V262H147ZM7 264V263H6ZM16 264V263H15ZM26 264V263H25ZM28 264V263H27ZM32 264V263H31ZM53 264V263H52ZM112 264V263H111ZM135 264V263H134ZM148 264H153L151 261H149V263ZM155 264V263H154ZM157 264V263H156ZM249 264H256V263H249ZM257 264H264V259L263 260H261V261H259V262H257Z\"/></svg>", "mask_w": 264, "mask_h": 264}]
</instances>
